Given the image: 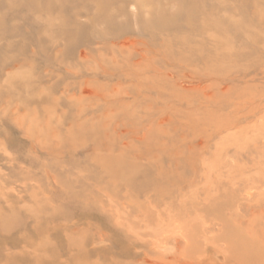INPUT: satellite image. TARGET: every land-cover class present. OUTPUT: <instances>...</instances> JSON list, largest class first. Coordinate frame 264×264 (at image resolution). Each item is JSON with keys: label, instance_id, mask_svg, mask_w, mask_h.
Here are the masks:
<instances>
[{"label": "rangeland", "instance_id": "374dc122", "mask_svg": "<svg viewBox=\"0 0 264 264\" xmlns=\"http://www.w3.org/2000/svg\"><path fill=\"white\" fill-rule=\"evenodd\" d=\"M0 264H264V0H0Z\"/></svg>", "mask_w": 264, "mask_h": 264}]
</instances>
